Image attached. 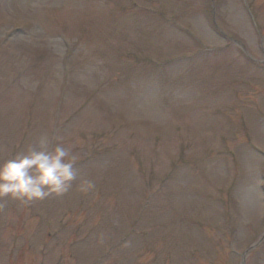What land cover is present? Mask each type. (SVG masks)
<instances>
[{
  "label": "rangeland",
  "instance_id": "rangeland-1",
  "mask_svg": "<svg viewBox=\"0 0 264 264\" xmlns=\"http://www.w3.org/2000/svg\"><path fill=\"white\" fill-rule=\"evenodd\" d=\"M42 138L0 264H264V0H0V162Z\"/></svg>",
  "mask_w": 264,
  "mask_h": 264
},
{
  "label": "clouds",
  "instance_id": "clouds-1",
  "mask_svg": "<svg viewBox=\"0 0 264 264\" xmlns=\"http://www.w3.org/2000/svg\"><path fill=\"white\" fill-rule=\"evenodd\" d=\"M75 160L70 147L50 145L47 138H42L24 152L0 162V197L11 195L32 201L53 194L62 196L77 179ZM92 187L93 183L85 180L80 190L87 192Z\"/></svg>",
  "mask_w": 264,
  "mask_h": 264
}]
</instances>
